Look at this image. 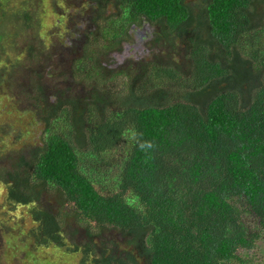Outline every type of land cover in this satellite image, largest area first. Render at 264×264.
<instances>
[{"label":"trees","instance_id":"16d2710c","mask_svg":"<svg viewBox=\"0 0 264 264\" xmlns=\"http://www.w3.org/2000/svg\"><path fill=\"white\" fill-rule=\"evenodd\" d=\"M84 1L79 11L95 30L67 78L80 96L50 102L45 8L0 0V90L22 88L45 131L40 145L0 156L9 159L0 163L5 202L26 208L36 245L80 250L81 264H140L131 251L117 255L113 230L140 238L148 264H264L241 252L264 242V0ZM144 21L196 68L192 95L134 103L141 80L131 67L111 72L128 91H101L103 59ZM147 64L138 78L180 82L182 65ZM125 138L120 165L112 153ZM69 214L85 230L82 243L66 245Z\"/></svg>","mask_w":264,"mask_h":264},{"label":"rangeland","instance_id":"374dc122","mask_svg":"<svg viewBox=\"0 0 264 264\" xmlns=\"http://www.w3.org/2000/svg\"><path fill=\"white\" fill-rule=\"evenodd\" d=\"M24 0H12L13 4H20ZM37 5L42 3V7L45 8V18L47 21V29L53 34L52 36H47L46 41L52 44L54 59L52 64L54 69L52 70V76L44 79L46 86L48 87L49 101L54 102L55 98H59L58 93H64L67 98H77L80 96L77 93L76 87L68 86L67 78L69 77V69H71L72 64L74 65V60L80 57L77 47L72 48L78 41H74L71 38V43L67 45V37L76 36V34H71L69 31L76 30L81 34L86 28L79 19V9L80 6L85 2L84 0H35ZM52 2L55 4L57 13L54 14L51 10ZM84 5V4H83ZM75 6L77 8H75ZM79 7V8H78ZM43 10V8H42ZM62 16V17H61ZM62 19V20H59ZM59 20V21H58ZM78 21V22H77ZM83 24V26H80ZM80 26V28H79ZM85 28V29H84ZM137 31H134L127 41L129 44H133L132 51L138 56L130 58V55L126 53L127 60L119 65L120 68L127 69L131 67L136 71L133 72L134 79L141 80L138 84L134 83L132 90L135 96H140L142 98H135L134 103H143L144 105L148 103H154L161 100H175L176 93L192 92L196 91L195 83L197 81L198 74L196 73V68L190 61H186L185 54L183 52L177 55L173 52L172 48H165L161 42H154L150 33H144V26L137 27ZM157 30V29H156ZM62 34H60V33ZM137 35V36H136ZM58 36L60 38H58ZM139 40V41H138ZM74 42H76L74 44ZM135 43L141 44L139 47H135ZM51 49V50H52ZM154 53L153 55L150 53ZM49 56L52 52H49ZM123 50L119 51V54H124ZM117 56L114 53L108 54L104 61L111 64ZM155 61L161 65L176 66L177 64L182 65L180 73L182 76L177 77L180 82L172 83L169 79L159 81L156 80L154 74L148 73L142 78H138L141 74V70L144 67H148L146 63H152ZM185 61V62H184ZM117 68V69H118ZM152 72V71H151ZM139 73V74H138ZM114 75L110 72L106 74L103 81L101 82L100 89L102 92L107 91V89H121L123 91H128L127 79L122 76L112 78ZM73 77L71 78L72 81ZM133 79V80H134ZM141 86L145 88H140ZM70 88V90H68ZM3 87L0 90V156L3 154H8L12 150H19L20 145L24 142L30 144L31 146H38L43 140L44 123L41 122L35 111L32 109V105L24 98L22 93V88L17 90L9 91ZM29 89V88H28ZM76 91V92H75ZM88 90L86 89L85 95H88ZM162 98V99H161ZM173 102V101H171ZM117 108V107H116ZM110 109H115L114 106ZM128 146V139L125 138L121 141L118 147L113 151L112 155L119 159V164L122 165L124 160V155L126 154ZM9 156V154L7 155ZM0 159V163L9 164V159ZM117 169V168H116ZM121 169L120 167L117 169ZM116 170V171H117ZM116 175L115 171H109L106 175V180L108 185H113L115 178L112 176ZM0 191L3 189L0 186ZM4 192V191H3ZM53 202L54 198L47 196ZM5 205V206H4ZM68 211V207L66 208ZM26 208L23 206H10L5 202V197L0 194V264H81V251H75L74 253H69L65 250V246L57 248L54 245H42L38 246L35 241L30 237V229L33 225L31 219L26 215ZM247 220V225L254 226V219L250 216H245ZM67 220L68 232L66 234L67 244L70 245L73 241L75 243H82L85 237V230L81 226L80 221L68 215ZM67 227V226H66ZM65 227V228H66ZM73 231L75 234H71ZM113 237L117 240V255H120L122 251L131 247L135 250L132 255L139 256L141 260L140 264H147L149 257L146 256V252L139 249L138 245H141L142 240L140 238H135L133 236L125 235L123 233H118L117 231H112ZM106 235H109L107 233ZM131 240V243L128 241ZM137 246V247H136ZM142 246V245H141ZM242 254H245V259H248V255H254L256 260L262 261L264 259L260 256L261 253L264 254V242L261 241L255 250L246 251L242 250ZM145 256V257H144ZM261 258V260H260Z\"/></svg>","mask_w":264,"mask_h":264},{"label":"flooded vegetation","instance_id":"af4514ba","mask_svg":"<svg viewBox=\"0 0 264 264\" xmlns=\"http://www.w3.org/2000/svg\"><path fill=\"white\" fill-rule=\"evenodd\" d=\"M62 20V19H61ZM81 21V22H83V24H84V26H85V34L83 35V37H82V39L81 40H78L76 37L74 38V36H71V37H67V40L68 41H72L71 40V38H73L74 39V41H78L79 43H78V52H79V54L81 55V48H82V46H83V44H84V42H85V38H86V32H90L91 30H95L94 28H95V26L93 25V21H92V19H91V17H84L83 16V14H81V12L79 11V19H78V21ZM77 21V22H78ZM83 24H81L80 26H83ZM80 26H79V28H80ZM141 26H144V29H143V31H144V33L146 34V33H150V35L152 36V40L155 42L156 41V43L158 42L157 40H158V36L156 37V39H155V34H154V31H155V27H151V23L150 22H148V21H144L143 22V24L141 25ZM137 27H140L139 25H134V26H132V28H131V30L129 31V36H128V38L127 39H125V41H123L122 42V48H123V51L125 52L124 54H119V51H121V50H112V51H109V53L108 54H110V53H114V56H117V58L116 59H114L113 60V62L111 63V64H109V63H106L105 61H104V59H103V64L105 65V69H106V72L108 73V72H113V71H116L117 72V70H119V65L121 64V63H124L128 58H127V56L128 55H130L131 53L132 54H134V56H136V57H138L136 54H135V52L134 51H132L131 49H132V47H133V44H129L128 43V39L131 37V36H133V32L134 31H137ZM160 30V29H159ZM83 31V32H84ZM71 34H76V36H79V35H81L79 32H78V28L76 29V30H72V31H69ZM82 32V33H83ZM60 33V32H59ZM60 34H62V33H60ZM137 36V35H136ZM58 38H59V36H58ZM139 41V40H138ZM74 43H76V42H74ZM140 45L141 44H138L137 45V43H135V47H139V50H140ZM126 53H128V55L126 54ZM152 55L154 54V53H152V52H150ZM132 54L130 55V58L132 57ZM156 62L155 61H153L152 63H150V64H155ZM176 66H178V65H176ZM150 67H152V66H150ZM118 68V69H117ZM142 71H144V70H141V72ZM136 250H138V249H136ZM129 251H131L132 253L135 251V250H132L131 249V247H129V248H127L126 250H124V251H122V253L120 254V256H126L127 255V253L129 252ZM145 257V256H144ZM136 258H137V260L139 261V263H141V260H139V256L137 255L136 256ZM146 263L148 264V262L146 261Z\"/></svg>","mask_w":264,"mask_h":264}]
</instances>
